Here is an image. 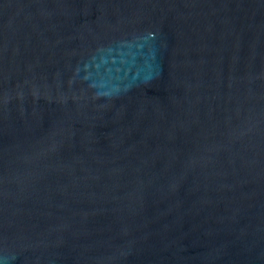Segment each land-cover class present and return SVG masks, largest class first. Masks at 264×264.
I'll list each match as a JSON object with an SVG mask.
<instances>
[{
	"label": "water",
	"instance_id": "95a60500",
	"mask_svg": "<svg viewBox=\"0 0 264 264\" xmlns=\"http://www.w3.org/2000/svg\"><path fill=\"white\" fill-rule=\"evenodd\" d=\"M0 264H264V0H0Z\"/></svg>",
	"mask_w": 264,
	"mask_h": 264
}]
</instances>
